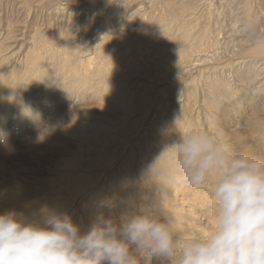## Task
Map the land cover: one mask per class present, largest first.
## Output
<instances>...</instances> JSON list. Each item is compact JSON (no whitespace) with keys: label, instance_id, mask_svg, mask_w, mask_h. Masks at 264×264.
I'll list each match as a JSON object with an SVG mask.
<instances>
[{"label":"bare ground","instance_id":"1","mask_svg":"<svg viewBox=\"0 0 264 264\" xmlns=\"http://www.w3.org/2000/svg\"><path fill=\"white\" fill-rule=\"evenodd\" d=\"M63 1L68 2L67 5L70 7L59 6L56 8L58 11L54 13L55 16L49 17L50 20L62 18L64 25L68 21L71 24L75 21V24L68 25L66 30L63 27L59 28L63 24H57L56 32L49 34L52 40L46 38V33L52 31V26H57L55 24L45 28L44 33L41 32L42 29L36 27L32 36L25 37V35H16L12 25H8L5 34L1 33L0 19V40L11 44L3 45L0 51V145L4 147L12 145V142L7 139L10 134L6 132L7 129H16L21 124H33L36 127V124L45 119L46 124L48 123L45 130L35 133V140L21 148H14L12 153L3 155L5 169L0 172V187L10 183V186L15 185L23 192L27 191L26 188H29L28 191L34 189L29 194L24 193L28 198L16 196L17 198L9 199L8 205L13 207L12 212L18 214V219L43 227L45 211L68 214L80 201L79 209L82 211V217L80 222L73 223L80 228L81 234H84L100 212L118 220L122 213H129L124 210L126 209L124 202L128 205L127 210L134 209L130 213L136 212L138 198L141 200L144 197L143 189L135 182L137 177L143 179L142 187L145 186L149 181L146 176L149 166L167 145L181 135L199 131L198 127L210 125V122L217 121L216 126L233 129L237 133L233 137L243 147L242 152H237L252 156L250 152L252 146L244 139L246 132H241L242 126L238 119L232 117L230 110L220 108V115L212 112L214 107L222 105L225 95L221 88L224 85L230 86L226 80L219 77L218 79L209 78L211 80L206 81L203 101L212 112H208L205 116L206 123H201L192 115V108L195 106L192 104L195 95L190 94L193 93L190 87L195 86L194 78L191 76L192 71L196 69V72L207 73L209 70L208 74H213L216 72L213 63L221 62L222 55L227 56L226 51H221L214 44L215 42L217 44L221 33H224L225 26L220 25L219 14L230 13L227 11L231 7V5L227 6L229 0H150L149 10V6L147 8L145 6L146 11L142 12L146 3L144 2L138 9L121 18L125 21L124 24H121V21L114 23V21L105 20V17L118 13H108L107 6L120 7L121 0H110L111 4L100 5L96 10L93 8L96 6L86 0ZM260 2L261 0H233V5L237 9L233 26L242 22L241 25L244 27H241L243 34L235 45V51L231 55L228 54L230 56L228 59L235 57L233 65L237 66V69H229L228 63L226 69L228 73H233L235 70L237 78L239 72L243 71L245 74L240 77L241 82H246L249 87H253V91H258L256 94L263 100L264 106V10L260 9L262 5ZM25 4L28 7L29 4L26 2ZM103 8H106L104 12H99ZM157 10L162 13L151 18L155 25L151 22L149 26V30L152 29L155 32L151 33L152 31H146L145 28L143 30L142 27L150 22L148 17L151 14L153 16V12ZM92 12L99 14L98 19L107 33L101 39L103 42L108 41V44L101 53H92L87 56L85 51L72 40V29L83 21L79 17L84 18L86 22L89 18L92 24L97 25L95 17L91 16ZM26 20L28 21V18ZM133 20H136V26L140 27L141 31L132 28ZM218 24L222 29L216 28ZM82 26L90 31L91 36L94 35L96 30L94 31L90 24L87 25L84 22ZM126 27L128 34L125 32L126 29H123ZM88 30L85 35L88 34ZM114 30L118 31L114 34L112 32ZM70 33L72 34L69 35ZM112 33L113 35H110ZM12 55L18 57L16 61L14 60L18 62L16 66H10ZM240 57H250L248 59L250 61L236 63V60L241 59ZM247 62L251 63L246 64ZM209 64L211 65L209 69H203L202 65ZM212 69L215 70L211 72ZM189 74L190 81L186 82H188L187 87L191 86L186 87L187 89L180 87L179 95L176 93L179 89L177 87L173 97L166 96L159 100L160 105L169 104V107L162 105L161 108L166 109V113L158 116H155L157 113L154 114L147 124L149 128L143 132L144 138L140 137L137 142L127 141L126 138L140 126L142 121L140 119L150 115L158 98L169 92L171 88L169 86H174L173 83L179 79V76ZM100 77L105 82H111L116 86L111 91L113 95L118 93L120 85L128 87L127 93L120 94L118 103L122 105L119 112L123 116L121 121L133 118V123L129 126L114 119L97 122L90 116L84 117V122H80L82 119L79 115H85L74 109L79 107L76 93L79 92V87L82 90L87 89L94 84L95 79ZM138 83L147 84L144 89H139ZM257 84L258 87H256ZM176 97L179 101L173 102ZM251 100L255 101L256 96ZM256 106L259 107V105ZM2 124L6 126L2 127ZM259 125H256L258 130L262 128ZM205 129L209 133L212 130L211 127ZM16 131L14 130L12 134ZM71 135L76 137L85 148L73 153L74 157L71 160L61 163L57 177L53 180L50 178L48 187L37 189L17 178L19 171H16L17 168L27 166L26 163L40 158L44 152H53L57 143ZM219 135L228 137L224 133ZM127 143L130 144L131 152L124 157L116 170H112L119 149L124 148ZM133 150L136 154H132ZM174 157V154H167L163 158L162 163L169 171L170 161ZM135 164L138 168H136L137 175L132 172ZM210 182L209 179L207 185L211 186ZM180 185L179 183L176 188ZM126 187L132 188L128 200H124L122 195ZM2 196L0 194V198ZM211 199H213L212 196H205L201 200L205 204ZM105 200H111L115 205L111 211L101 207V202Z\"/></svg>","mask_w":264,"mask_h":264},{"label":"clouds","instance_id":"2","mask_svg":"<svg viewBox=\"0 0 264 264\" xmlns=\"http://www.w3.org/2000/svg\"><path fill=\"white\" fill-rule=\"evenodd\" d=\"M167 154L178 170L164 167ZM213 174L215 227L202 239H184L174 222L142 208L118 220L100 212L84 234L67 214L45 211L41 227L8 212L0 215V264H264V158L194 131L167 145L146 176L196 187Z\"/></svg>","mask_w":264,"mask_h":264},{"label":"rangeland","instance_id":"3","mask_svg":"<svg viewBox=\"0 0 264 264\" xmlns=\"http://www.w3.org/2000/svg\"><path fill=\"white\" fill-rule=\"evenodd\" d=\"M86 1L91 2L93 5L96 6V7H93L94 10L98 9L97 7L100 5L111 4L110 0H86ZM25 2L27 4H29L30 7H29V5L27 7ZM82 2H79V3H82ZM144 2H146L147 4ZM156 2H158V1H156ZM67 3L68 2H65L63 0H0V19H1V27H2L1 33L7 32L8 25H12V28L14 30H16V35H25V37L32 36L34 34L33 33L34 28H36V27L38 29H42L43 31H41V32L44 33V32H46V31H44V29L47 28L50 24H55V25L63 24L62 18H59V19L54 18L52 20H50V18L55 16L54 13H56L58 11V10H56V8H59V6L60 7H70L67 5ZM143 3H144V7H143L144 9L142 12L144 13L146 11L145 9L151 3L150 0H121L120 7H117V8H114L110 5H108L107 6L109 8L108 13H112V12H118V13L110 15L109 17H105V20L114 21V23L117 21H119V22L121 21L120 23L124 24L125 21L121 18L126 16V15H129L131 12L138 9L141 5H143ZM228 3L229 4H227V6L231 5V7H229V9L227 10L230 13L228 15L227 14L222 15L221 13L219 14V16H221L220 17V20H221L220 25L225 26V28H223L224 33H221L220 38L217 41V44H216V42L214 44L215 46L217 45L221 51L222 50L226 51L227 56L224 57V55H222L223 59L221 62L213 63V65H214L213 67H215V69H216V72H213V74H208L210 72L209 70L207 73L202 72L203 75H202V73H199L198 71L196 72V69L194 71H192L191 76H193L192 78H194L195 86L192 87L191 85H188V87L191 86L190 87V88H192L191 91H193V93H190L191 96L195 95V98L192 99V104L195 105L192 108V115L195 117L196 120L199 119L201 123H206L205 122V120H206L205 116L208 114V112H210L211 109L209 107H207V104L203 101V95H204L203 90L206 89L207 82H209L211 80L209 78L218 79L220 77L219 79L222 78V79L226 80V82L229 83L230 86L224 85L221 88V90L223 91V93L225 95L223 102H222V105L221 106L217 105L216 108L214 107L212 112L215 115H216L215 112H217L218 115H220V113H221L220 108L229 109L231 114H232V117L235 119H238V121L240 122V124L242 126V128H240V130L242 129L241 132L242 133L246 132V133H244V135L246 136L244 139L249 141L250 145L252 146V150L250 151L252 153V156L264 158V106H263V100H261L259 98V95L256 94L258 91H253V87H249L246 82L245 83L241 82L242 79L240 77L245 74L243 71L239 72L238 78L236 77V74L234 72L237 69V66L235 67L233 65V60L235 59V57H231V59H228V57H230V56H228V54L231 55L232 52L235 51V49H234L235 45L241 39V34H243L241 32V27L243 26V25H241L242 22H238L235 27L233 26V22H234L233 19L237 15V9L233 5V0H229ZM260 3L262 4V5H260L261 6L260 9L264 10V0H261ZM54 4H56V5H54ZM145 6H146V8H145ZM106 8L100 9L99 12H104V10ZM149 8H150V6L148 7V10H149ZM113 9H115V10H113ZM232 9H234V10H232ZM231 12H232V14H231ZM29 13H30V15H29ZM161 13H162V11H160V10L153 12V16L151 14L148 17L150 22H147V23L145 22L146 26L142 27V29L145 28L146 31L147 30L149 32L152 31L151 33L155 32L152 29L149 30V26H150L151 22L153 25H155L153 20H151V18H154L156 16L161 15ZM140 14H142V13H140ZM154 14H155V16H154ZM229 15H231V16H229ZM91 16L95 17L94 20H95V23L97 25L92 24L90 22L89 18L87 19V22H86V20L84 18L79 17L80 19H83V21L80 24H78V26H77L78 28L74 27L72 29L73 30L72 40H74V42H76L80 46V48H82L85 51V55H87V56L92 55V53H97V54L101 53L102 51H104L106 49V44H108V41L103 42L102 41L103 39H101V38H103V36L105 37L107 33L105 32V29L102 28V25L100 23V19H98L99 14L97 12H92ZM91 16H89V17H91ZM27 18H28V21L26 20ZM229 20H230V22H228ZM69 22L70 21L65 23V25L63 24V25L59 26V28L63 27L66 30L68 25L73 26L75 24V21H73L72 24ZM84 22L87 25L90 24L91 25L90 27L93 28L94 31L96 30L93 36L90 35L91 33L87 28L84 29V27L82 26ZM40 25H42V26H40ZM131 25H132V28L136 31L141 29L140 27L136 26V20L131 21ZM220 25L218 24L217 26L216 25L215 26H216V28H221V27H219ZM96 26H98V27L96 28ZM18 28L21 31H19ZM57 28H58V25L52 26V31H48L46 33L47 34L46 38L52 40V38L49 36V34H51L52 32H56ZM123 29L124 30L126 29L125 32L128 31L127 27L123 28ZM145 29H143V30H145ZM87 30H88L89 35L88 34L85 35V32ZM116 31H118V30H114L112 32H114V34H115ZM126 33L128 34L129 32H126ZM71 34L72 33H70L69 35H71ZM110 35H113V33ZM3 45L10 46L11 44H9L8 41L2 42V40H0V51H1ZM13 45H14V43L12 44V46ZM73 46H75V45H73ZM211 47H212V45H211ZM9 55H10V53H9ZM17 58L18 57H16V56H13V55L11 56L10 66L11 65L12 66L18 65V62H14V60L16 61ZM101 58H103V57H101ZM240 58H241L240 60H236V63L237 62L238 63L243 62V61L246 62L250 57H240ZM84 59H87V58H84ZM248 61H250V60H248ZM227 63L229 64V65H227L228 67H230L229 69L235 68L233 73L227 72V69H226ZM248 63H251V62H247L246 64H248ZM210 66H211L210 64L208 66L202 65L203 69L204 68L209 69ZM215 69H212L211 72ZM195 73H197V74H195ZM216 74L218 77L216 76ZM212 75H213V77H212ZM191 76H190V74L184 75V76H179V79H177L176 82L173 83L174 86H172V85L169 86V87H171L169 89V92L158 98V100L156 101V105L152 108V110L150 112V115H148L146 117H142L140 119V120H142V121H140V126L135 130V132L131 133L126 138L127 141L133 140L134 142H137L140 137L144 138L143 132L147 131V128H149V125H147V124L151 120V118L154 116V114L157 113L155 116H158L159 114H163V113L165 114L166 113V109L161 108L162 105L169 107V104L168 105H166V104L160 105L159 100L162 97H166V96H169V97L172 96L173 97L177 87L179 89L177 90L176 93L179 95L180 94V87H181V89H185L187 87V83H188L186 81H190L189 79L191 78ZM146 84L147 83H138L137 87H139V89H144ZM176 84H178V85H176ZM258 86L259 85L257 84L256 87H258ZM115 88H116V86H114L113 83L105 82L102 77H100L99 79H95L94 84L87 89L82 90L81 87H79V92L76 93L78 95V97H77L78 103L77 104L79 107L78 108L75 107L74 109L76 111L83 112L85 115V116H83L81 114L79 115V117L82 119L80 122H84V119H85L84 117L90 116V118L96 119L97 122H105V121H109L111 119H114L115 121L125 123L128 126L131 123H133V118H131V119L128 118L126 120L121 121L123 116H122V113H119L121 106H122L118 103L120 98H121L120 94L121 93L122 94L127 93L128 87L126 85H120L118 93L113 95L111 93V91ZM200 93H201V95H200ZM254 96H256L255 101L251 100V98H253ZM178 97H176L173 100V102L175 100L179 101ZM180 100H182V99H180ZM255 104L259 105V107H257ZM212 112H210V113H212ZM48 119H50V118H48ZM45 121H47V120L45 119ZM45 121H42V122L40 121L38 124H36V127L33 126V124H25V125L21 124V125H18L16 129H7L6 130V132L11 134V135L9 134L7 139L12 142V145L10 147L6 146L7 148L4 147L3 145L2 146L0 145L3 148L2 149L0 147V158H1L0 159V163H1L0 164V172H3L4 171L3 169H5V165L3 162L4 153H9V152L12 153L14 148H18V147L21 148L22 146H25L26 144H28L32 140H35L36 139L34 137L35 133H38V132L40 133L42 130H45L46 127L48 126V123L46 124ZM217 123H218L217 121L214 123L210 122V125H201L200 127H198V129H199V131H202V130L206 131L205 128L208 129V127H211L212 130L209 129L211 134H215V136H217V137H222V138L227 139L228 141L231 142L232 146L234 147V149L236 151L242 152V150H243L242 145L238 142V140L235 137H233V135L237 134V133H235L233 131V129L230 130L226 127L221 128L219 126H216ZM257 124L258 125L260 124L259 126H262V128H260L258 130L256 127ZM5 126L6 125L2 124V127H5ZM243 128H245L246 130H244ZM248 128H250V129H248ZM221 129H223V130H221ZM14 130H17L16 131L17 133L15 132L14 134H12ZM220 133H224L228 137L220 136L219 135ZM1 144H3V142ZM81 148L84 150L85 147L82 146V144L76 139V137H74L72 135L65 137L63 139V141L56 144V148H55V150H53V152L52 151L51 152L50 151L44 152L42 154V156H40V158H37L32 162L26 163L28 167L26 165H23V166H20L19 168H17L16 171L19 170L17 178L24 180V182L27 183L28 185L35 186V188H37V189H41V188L43 189L44 187L46 188L49 186V183L51 182V181H49L50 178H52L51 180H53L57 177V174L61 168L60 165L62 166L63 161L65 162L66 160H71V158L74 157L73 153L79 152L81 150ZM68 152L70 154H68ZM130 152H131L130 144H128V143L126 146H124V148H120L118 151V154H117L116 162L113 165L112 170H116V168L119 166L121 161L124 160V157ZM58 153H60V154H58ZM67 154L70 156H68ZM132 154H136L134 150L132 151ZM37 164H41V165H37ZM2 165L4 166L3 168H2ZM21 168H22V170H21ZM136 168H137V165L135 164L133 169H132V172L135 175H137L136 174ZM169 168H170L171 172L178 170L177 169V161H176L175 157L170 161ZM20 170L22 172H20ZM19 174L21 176H19ZM148 178H149V181L146 182L145 186H143V187H142V180L143 179L141 177H137V180L135 181L144 191L143 199L140 200L138 198V203H136V205H137L136 211H138L142 208L143 211L151 212L152 214L158 216L162 221L174 222L175 226H176L177 234L182 236L184 239H193V240L194 239H202L215 227V207H214L215 201H214V199H211L210 201H208L205 204H203L202 203L203 200H201L202 197L212 196L211 195V193H212L211 186L206 184L203 186L192 187V186L187 185L186 183H180L181 185L178 188H176L179 185V183H173V182L167 181V180L163 179L162 177L159 179H157L155 177H148ZM215 178H216L215 174H213L210 177V180H211L210 183L211 184L215 181ZM146 180H148V179H146ZM0 181H1V178H0ZM41 183L43 186L40 185ZM44 184H45V186H44ZM28 189L29 188H26L27 191L23 192L20 188L18 189L17 187H15V185L10 186V183L5 184L3 187H0V194L3 195L0 198L1 199L0 200V215H3V214L8 213L10 211L12 212L13 207L8 205L9 199H13V198H17V197L23 198V199L28 198V196L26 197V195L24 193L26 192V194H29L30 192H32L34 190L33 189L32 191H28ZM131 191H132L131 187H126L122 191V195H123L124 200H128V196L131 194ZM80 203H81L80 201L77 202V204H76L77 206L75 205V208L70 210L69 213L67 214L68 216L71 217L72 222H76V221L80 222V219L82 217V211H80V209H79ZM123 204H124V208H126V209H124L125 211H128L130 213V211L132 212L134 210L133 208H131L130 211L127 210L128 205H126L125 202ZM119 213H121V211ZM141 264H143V261L141 262ZM153 264H157V262L154 261Z\"/></svg>","mask_w":264,"mask_h":264}]
</instances>
